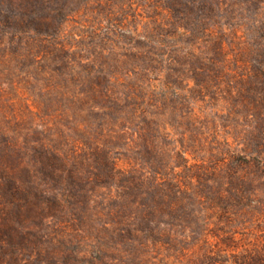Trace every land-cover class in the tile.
I'll return each instance as SVG.
<instances>
[{"label":"rangeland","instance_id":"374dc122","mask_svg":"<svg viewBox=\"0 0 264 264\" xmlns=\"http://www.w3.org/2000/svg\"><path fill=\"white\" fill-rule=\"evenodd\" d=\"M0 2L14 264H264V0Z\"/></svg>","mask_w":264,"mask_h":264},{"label":"trees","instance_id":"16d2710c","mask_svg":"<svg viewBox=\"0 0 264 264\" xmlns=\"http://www.w3.org/2000/svg\"><path fill=\"white\" fill-rule=\"evenodd\" d=\"M1 3V2H0ZM0 7H1V4H0ZM26 13V16L28 15V17L25 18L24 16V19L22 20H19V21H16V20H11L9 18V16H5L6 17V20H8V24H17L21 27H27V28H30V27H33L36 29V31L38 33H42L44 30H47L48 29V25L49 23H45L44 21L42 20H39L37 17L35 16H31L29 15V11H25ZM54 202H56L55 204H60V201L58 199H55ZM31 207V206H30ZM14 213H17V214H21L23 215L24 213V210H23V207H21L20 204H17V208L15 209V212ZM7 214L8 216L7 217H4V222H0V264H6L3 259H4V255L6 254L7 252V247L5 246V243H10V245H12V248L10 249L11 251H13L12 253V262L10 261L9 264H14L13 261L14 260H17V255L15 254V249L20 246V245H25L27 244V241H31L32 240V235L30 232L28 231H22L21 232L19 231V228L17 227H12L11 224L8 222L9 220H11L13 217L11 216V211L8 210L7 211ZM25 214V213H24ZM20 215V216H21ZM11 228H13V230L15 229L17 231V235L15 233H13V230L11 231ZM3 234H6L7 237H5Z\"/></svg>","mask_w":264,"mask_h":264}]
</instances>
